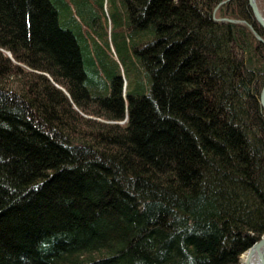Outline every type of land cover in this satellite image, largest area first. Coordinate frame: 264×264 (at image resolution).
Wrapping results in <instances>:
<instances>
[{
  "label": "trees",
  "instance_id": "16d2710c",
  "mask_svg": "<svg viewBox=\"0 0 264 264\" xmlns=\"http://www.w3.org/2000/svg\"><path fill=\"white\" fill-rule=\"evenodd\" d=\"M246 24L264 41L246 0H0V264H239L264 235Z\"/></svg>",
  "mask_w": 264,
  "mask_h": 264
},
{
  "label": "water",
  "instance_id": "95a60500",
  "mask_svg": "<svg viewBox=\"0 0 264 264\" xmlns=\"http://www.w3.org/2000/svg\"><path fill=\"white\" fill-rule=\"evenodd\" d=\"M246 5L251 14L253 15L254 20L257 22V24L260 26V28L264 31V17L261 14L260 10L257 8L255 0H246ZM216 22H229V23H234L236 21L232 20H226V19H221V20H215ZM242 24H245L244 22H240ZM248 29H250L251 33L255 36V38L264 44V41L252 30L251 26L247 25ZM259 104L261 109L264 111V78H263V83H262V88L261 92L259 95ZM246 251H255L256 256H257V263L258 264H264L263 260V255H264V235L261 236L257 241L252 243V245L247 248Z\"/></svg>",
  "mask_w": 264,
  "mask_h": 264
},
{
  "label": "bare ground",
  "instance_id": "6f19581e",
  "mask_svg": "<svg viewBox=\"0 0 264 264\" xmlns=\"http://www.w3.org/2000/svg\"><path fill=\"white\" fill-rule=\"evenodd\" d=\"M264 17V16H263ZM241 264H258L257 263V256L255 251H247L240 257Z\"/></svg>",
  "mask_w": 264,
  "mask_h": 264
},
{
  "label": "rangeland",
  "instance_id": "374dc122",
  "mask_svg": "<svg viewBox=\"0 0 264 264\" xmlns=\"http://www.w3.org/2000/svg\"><path fill=\"white\" fill-rule=\"evenodd\" d=\"M104 3H105V0H104ZM258 5H259V10H260V12H261V14L264 16V8H263V5L260 3V1L258 2ZM257 6V5H256ZM107 9H108V6H107ZM109 10V9H108ZM241 256V255H240ZM239 256V257H240ZM239 264H241L240 263V261H239Z\"/></svg>",
  "mask_w": 264,
  "mask_h": 264
}]
</instances>
